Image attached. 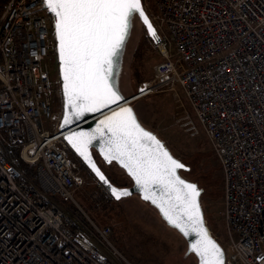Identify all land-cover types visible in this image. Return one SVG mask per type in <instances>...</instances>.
Returning <instances> with one entry per match:
<instances>
[{"label":"built area","instance_id":"2783aa9c","mask_svg":"<svg viewBox=\"0 0 264 264\" xmlns=\"http://www.w3.org/2000/svg\"><path fill=\"white\" fill-rule=\"evenodd\" d=\"M141 2L159 59L132 97L180 89L221 170L224 264H264V0ZM52 20L43 0L0 9V264H115L70 207L81 163L52 109Z\"/></svg>","mask_w":264,"mask_h":264},{"label":"snow or ice","instance_id":"6c2138e0","mask_svg":"<svg viewBox=\"0 0 264 264\" xmlns=\"http://www.w3.org/2000/svg\"><path fill=\"white\" fill-rule=\"evenodd\" d=\"M43 5L54 17L59 42L65 98L63 127L123 99L111 85L110 76L129 34L132 17L138 13L148 33L153 37L156 33L141 0H43ZM66 139L99 180L109 186L112 195L120 199L129 193L109 183L88 151L98 140L104 159L109 163L116 161L126 169L144 193L143 198L150 200L171 226L185 236L194 234L190 249L199 264H224L220 246L204 226L197 186L177 173L184 164L140 125L131 107L112 112L92 132H74Z\"/></svg>","mask_w":264,"mask_h":264},{"label":"rangeland","instance_id":"374dc122","mask_svg":"<svg viewBox=\"0 0 264 264\" xmlns=\"http://www.w3.org/2000/svg\"><path fill=\"white\" fill-rule=\"evenodd\" d=\"M4 1L0 0V9ZM136 46L139 50L136 52L134 49L135 53L130 57L128 66L133 92L143 82L150 81L154 74V64L159 59L156 48L146 39L143 32ZM55 59V52H51L46 61L51 76L57 81L53 85L55 92L51 98L53 112L57 113L61 111V93ZM174 89L175 91L169 89L143 95L137 99L136 109L141 122L160 134L176 154L191 164L196 173L201 174L204 169L210 167L212 177L218 179L214 182L218 194L202 196L201 199L207 226L219 242H222L221 170L203 129L192 115L184 97L181 100L177 97L181 95L180 89ZM79 169V185L75 193L78 206L73 208L84 217V221L78 219L84 228L90 231L103 253L115 264H193L191 259L187 263H180L175 259L174 255L180 251L181 245L176 238L155 225L146 209L139 206L135 200L103 197L102 188L96 178L82 163ZM109 173L111 174L110 171ZM122 180L123 178L119 183ZM94 227L108 229L105 240L96 233Z\"/></svg>","mask_w":264,"mask_h":264},{"label":"water","instance_id":"95a60500","mask_svg":"<svg viewBox=\"0 0 264 264\" xmlns=\"http://www.w3.org/2000/svg\"><path fill=\"white\" fill-rule=\"evenodd\" d=\"M142 4V2H141ZM44 6V5H43ZM142 6V5H141ZM44 9H46L44 7ZM142 9L145 13V15L148 18L147 13L145 12L143 6ZM47 10V9H46ZM52 15V14H51ZM52 35L54 37L55 41V55H56V61H57V73L59 78V85L60 86V93H61V113L59 117L58 122V130L61 132L62 138L65 140L66 143H68L70 150L73 152V154L79 159L80 163H83V165L86 167V169L93 175L94 178H96L97 182L104 188L107 193H109L110 197L113 200H121V199H131L135 200L136 203L147 210V213L151 217V219L155 222V225L163 229L166 233L172 235L181 245V249L178 253H175L174 257L180 263H187L190 259L193 262V264H199V259L195 255L194 252L190 249V243L194 241V234H190L188 236H185L182 234L177 228L171 226L162 216L159 209L150 201L145 200L144 193L140 190V187L136 184V181L133 179L132 176H130L126 169H124L118 162L112 161L109 163L104 159V157L101 155L100 152V143L98 140H94L92 145L89 147L88 151L91 155L92 161L96 164V166L102 171V173L106 176L109 183L116 187L118 190H127L129 193L126 196H121L120 199H116L109 188L107 184H104L102 181L99 180V178L95 175V173L92 171V169L89 167V164L84 160L83 157L80 156V154L72 147V145L69 143V141L66 139L67 136H69L71 133L78 132V131H84V132H92L97 127L99 121L103 120L106 116L111 115L112 112L118 111L120 108L123 107H131L138 122L140 125L147 131L154 134L161 142L162 144L167 148L169 153L173 156V158L177 159L181 163L184 164L183 169H178L177 173L178 175L184 179L185 181L189 183H193L197 186L200 195L197 198L198 203L200 205L201 213L203 216L204 226L206 227L209 236L220 246L222 252H223V262H224V249L222 244L219 242V240L213 235L207 226L204 209L202 207V195L207 192V185L206 183H200L199 180L191 178L187 175V172L191 169V164L187 162L186 160H183L181 156L176 154L172 148L165 142V140L158 134L155 130L151 129L150 127L146 126V124H143L141 122V118L139 116V113L137 111V105L138 101L137 99H134L132 97L133 91L130 87L129 82V75H128V66H129V60L132 56L134 49L136 47L137 41L139 36L141 35V32L145 33V35L150 39L151 42H154L157 40V37H153L148 33L147 26L143 23L141 18L139 17V14H135L132 17V23L131 27L129 29V34L125 39V42L120 49L119 54L115 58L114 66L112 69V74L110 76V83L111 85L118 90L119 94L123 97L122 100L118 101L116 104H112L108 108H104L99 112L95 113H86L82 118L79 120H73L71 123L61 127V125L64 123V115H65V98L63 95V80L60 72V60H59V42L56 39L55 36V25H54V17L52 15ZM149 22L152 24L151 20L148 18ZM153 28L155 29L154 25L152 24ZM156 33V30H155ZM109 165L115 166L119 172L123 175V180L121 183H116L113 181V178L111 175H109L108 168L106 166Z\"/></svg>","mask_w":264,"mask_h":264},{"label":"trees","instance_id":"16d2710c","mask_svg":"<svg viewBox=\"0 0 264 264\" xmlns=\"http://www.w3.org/2000/svg\"><path fill=\"white\" fill-rule=\"evenodd\" d=\"M138 48H139V47L136 46V48H135V50H137L136 52H138V50H139ZM135 50H134L133 54L135 53ZM193 162H194V160H193ZM194 163H195V162H194ZM82 164H83V163H82ZM18 166H19L20 168H22V170H23L24 172H26V173H28V174L31 173V171H30L28 168H26V166L23 165V163L19 162ZM83 167H85V166L83 165ZM85 168H86V167H85ZM198 170H199V169H198ZM200 175H201V177H202V179H201L202 183H205V182H206V183L208 184V185H207V192H206L205 194H203L202 196H210V195L216 196V195L218 194V191H217V189H215V187H214V182L217 181L218 179L212 177V171H211L210 167L204 169V170L201 172ZM103 197H104V195H103ZM109 198L111 199V197H109ZM70 207H71L72 211L75 213V215H76L81 221H84V217H82V215H80V212H78V210H76V208H73V206L70 205Z\"/></svg>","mask_w":264,"mask_h":264},{"label":"flooded vegetation","instance_id":"af4514ba","mask_svg":"<svg viewBox=\"0 0 264 264\" xmlns=\"http://www.w3.org/2000/svg\"><path fill=\"white\" fill-rule=\"evenodd\" d=\"M106 167H108L109 171L111 172L110 175L113 178V181L119 183L120 179L123 178L122 175L120 174L121 172H119L115 166H111L110 168V166L107 165ZM187 175L191 178L199 180V182L202 183L201 181L202 177L200 173H196L192 168L187 172Z\"/></svg>","mask_w":264,"mask_h":264}]
</instances>
